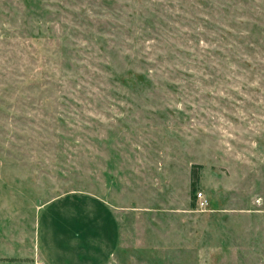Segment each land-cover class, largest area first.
<instances>
[{"label": "rangeland", "instance_id": "obj_1", "mask_svg": "<svg viewBox=\"0 0 264 264\" xmlns=\"http://www.w3.org/2000/svg\"><path fill=\"white\" fill-rule=\"evenodd\" d=\"M74 192L107 264H264V0H0V245Z\"/></svg>", "mask_w": 264, "mask_h": 264}, {"label": "crops", "instance_id": "obj_2", "mask_svg": "<svg viewBox=\"0 0 264 264\" xmlns=\"http://www.w3.org/2000/svg\"><path fill=\"white\" fill-rule=\"evenodd\" d=\"M71 195L87 200L73 204ZM32 230V248L24 256V243L0 245V264H107L119 238L112 209L99 196L74 192L40 204ZM22 255L15 254L16 248Z\"/></svg>", "mask_w": 264, "mask_h": 264}, {"label": "trees", "instance_id": "obj_3", "mask_svg": "<svg viewBox=\"0 0 264 264\" xmlns=\"http://www.w3.org/2000/svg\"><path fill=\"white\" fill-rule=\"evenodd\" d=\"M2 29V28H1ZM220 38H225L224 36H220ZM142 73V72H141ZM24 77V76H23ZM111 78V82H113V83H120L121 85H124L123 84V80H122V77H120V74L119 73H113L112 72V74H111V76H110ZM142 78V79H141ZM145 80L146 82H148V79H147V77L145 76V75H143V77H140V79H139V81H138V83L140 82V80ZM36 80V79H35ZM150 80V79H149ZM32 82V80H25L24 82H20V83H22V85H28V84H30ZM191 166H196V167H198L199 165H191ZM195 183H196V181H194ZM195 190V186L194 185H192L191 186V189H190V192H191V194L193 193V196L195 197V193H196V191H194Z\"/></svg>", "mask_w": 264, "mask_h": 264}, {"label": "built area", "instance_id": "obj_4", "mask_svg": "<svg viewBox=\"0 0 264 264\" xmlns=\"http://www.w3.org/2000/svg\"><path fill=\"white\" fill-rule=\"evenodd\" d=\"M195 199L197 200L199 208H202L206 205V199L201 195V192L196 191Z\"/></svg>", "mask_w": 264, "mask_h": 264}]
</instances>
